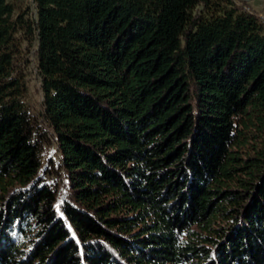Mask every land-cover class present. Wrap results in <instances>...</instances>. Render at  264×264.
I'll list each match as a JSON object with an SVG mask.
<instances>
[{
    "label": "trees",
    "instance_id": "obj_1",
    "mask_svg": "<svg viewBox=\"0 0 264 264\" xmlns=\"http://www.w3.org/2000/svg\"><path fill=\"white\" fill-rule=\"evenodd\" d=\"M32 3L0 0V264H264L258 13Z\"/></svg>",
    "mask_w": 264,
    "mask_h": 264
},
{
    "label": "rangeland",
    "instance_id": "obj_2",
    "mask_svg": "<svg viewBox=\"0 0 264 264\" xmlns=\"http://www.w3.org/2000/svg\"><path fill=\"white\" fill-rule=\"evenodd\" d=\"M14 3H16L18 6L22 8L31 7L33 8V0H10ZM236 2L244 1V0H235ZM256 0H253L250 3H254ZM260 2L264 3V0H260ZM249 3V4H250ZM255 7H257V3H254ZM35 48L31 50L30 53L26 54L25 60L28 61L27 66H25V73L27 77L28 82V94L26 96L27 102L30 104L32 109H34L36 112H39L41 109V104L43 101V94L41 89V80L37 73L36 69V59L34 56ZM47 158L50 157H58V152L55 144H52L46 153Z\"/></svg>",
    "mask_w": 264,
    "mask_h": 264
},
{
    "label": "crops",
    "instance_id": "obj_3",
    "mask_svg": "<svg viewBox=\"0 0 264 264\" xmlns=\"http://www.w3.org/2000/svg\"><path fill=\"white\" fill-rule=\"evenodd\" d=\"M254 3H257V7L253 6ZM254 3H250V6L256 11H263L264 10V3L260 2V0H256Z\"/></svg>",
    "mask_w": 264,
    "mask_h": 264
},
{
    "label": "built area",
    "instance_id": "obj_4",
    "mask_svg": "<svg viewBox=\"0 0 264 264\" xmlns=\"http://www.w3.org/2000/svg\"><path fill=\"white\" fill-rule=\"evenodd\" d=\"M247 9V11H249V12H257L258 13V17L260 18V21L262 22V24L264 25V10L263 11H256V10H254V9H251V8H249V7H247L246 8Z\"/></svg>",
    "mask_w": 264,
    "mask_h": 264
},
{
    "label": "water",
    "instance_id": "obj_5",
    "mask_svg": "<svg viewBox=\"0 0 264 264\" xmlns=\"http://www.w3.org/2000/svg\"><path fill=\"white\" fill-rule=\"evenodd\" d=\"M253 0H244V2H247V3H250L252 2Z\"/></svg>",
    "mask_w": 264,
    "mask_h": 264
}]
</instances>
